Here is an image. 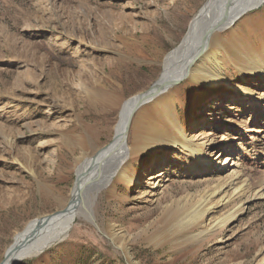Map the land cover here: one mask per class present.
<instances>
[{
  "label": "rangeland",
  "instance_id": "1",
  "mask_svg": "<svg viewBox=\"0 0 264 264\" xmlns=\"http://www.w3.org/2000/svg\"><path fill=\"white\" fill-rule=\"evenodd\" d=\"M207 2L0 0V263L31 221L65 208L77 180L81 137L88 132L100 147L113 141L119 112L92 104L87 90L95 96L117 90L130 98L149 89L162 74L165 58L179 47ZM249 14L251 27L260 37L261 25L255 21L264 23V4ZM114 23L121 53L87 45L92 38V45L102 43V28ZM72 26L75 33L71 34ZM239 27L246 36L247 27ZM82 32L85 40L79 37ZM257 35L252 32V38H246L258 43ZM28 70L33 71L32 77ZM91 74L98 83L87 82V76L94 78ZM227 74L232 81L240 80L231 64ZM247 77L248 85L257 83ZM80 84L86 91L73 90ZM213 91L210 88L207 98L215 96L222 105L205 99L203 107L194 110L196 90L185 80L179 83L176 108L183 127L193 130L192 113L198 114L202 107L205 116L195 128L234 142L237 161L251 177H258L264 170V111L247 130L227 107L232 90ZM11 136L16 137V147L6 143L5 137ZM27 148L32 149L36 175L22 166L28 162ZM188 162L182 151L169 149L145 156L135 165L144 180L148 173L167 168L172 180L163 196L172 199L204 189L205 182ZM94 193L99 206L96 221L79 215L65 239L18 264H128L105 230L109 224L128 229L139 264H260L256 260L264 246V197L252 199L230 224L205 240L185 228L172 243L153 248L143 239L144 229L157 221L163 207L146 184L130 189L119 184L115 199L108 198L104 187L93 185L83 194L85 202ZM220 213H213L212 220Z\"/></svg>",
  "mask_w": 264,
  "mask_h": 264
},
{
  "label": "bare ground",
  "instance_id": "2",
  "mask_svg": "<svg viewBox=\"0 0 264 264\" xmlns=\"http://www.w3.org/2000/svg\"><path fill=\"white\" fill-rule=\"evenodd\" d=\"M263 4L264 0H208L195 16L182 43L165 58L162 74L149 89L130 98L117 90L106 91L101 96L87 90L92 104L119 112L114 139L100 147L88 132L87 137H81L79 146L82 155L75 169L77 180L70 200L65 208L54 214L31 221L15 238L3 264H18L28 257L38 256L53 242L65 239L79 215L96 221L99 206L94 199L97 195L89 194L87 202L83 196L93 185H98L99 189L104 187L109 199L119 197V184L129 189L139 183L148 186L156 202L163 207L157 221L144 229L143 239L153 248H163L172 243L185 228L205 240L230 224L246 210L252 199L264 197V170L258 177H251L237 161L234 142L195 128L205 116L206 110L202 108L205 99L219 102L215 96L207 98L210 88L216 92L232 90L234 96L227 107L235 115L238 125H244L246 129L264 111V23L255 21L256 25H261L259 37L257 30L251 27L249 14L251 9ZM42 8L43 12L48 10V6ZM240 24L247 27L246 36L252 38L251 34L255 32L259 42L248 41L245 32L239 29ZM117 27L115 23L103 27L102 43L92 45L95 42L92 38L87 40V45L121 53L116 40ZM70 30L71 34L75 33V26ZM79 37L86 39L83 32ZM121 61L124 63L125 60ZM110 64L113 65L114 61ZM229 64L238 69L239 81L229 78ZM28 75L32 77L33 71L28 70ZM247 76L256 78L257 83L248 85ZM87 80L88 83H98L95 77L91 79L87 76ZM182 80L197 92L194 110L202 106L198 114L195 111L192 113V131L183 127L176 108ZM81 85H73V90L80 87L81 91H86ZM218 104L222 105L221 102ZM5 138L10 148L15 145L16 137ZM169 149L180 150L188 157L196 175H200L205 182L204 189L197 193L185 191L179 197L164 199L163 194L170 186L168 181L172 180L168 177L167 168L150 172L146 180L143 179V171L140 172L135 164L145 156ZM33 157L32 149L27 148L28 162L22 166L34 175ZM99 182L102 184L99 185ZM215 212L221 213L212 220ZM159 225L161 227H156ZM150 228L156 229L151 232ZM105 230L126 256L128 264H139L131 250L132 235L128 229L109 224ZM256 262L264 264V246L258 252Z\"/></svg>",
  "mask_w": 264,
  "mask_h": 264
},
{
  "label": "water",
  "instance_id": "3",
  "mask_svg": "<svg viewBox=\"0 0 264 264\" xmlns=\"http://www.w3.org/2000/svg\"><path fill=\"white\" fill-rule=\"evenodd\" d=\"M0 264H3V263H0Z\"/></svg>",
  "mask_w": 264,
  "mask_h": 264
}]
</instances>
